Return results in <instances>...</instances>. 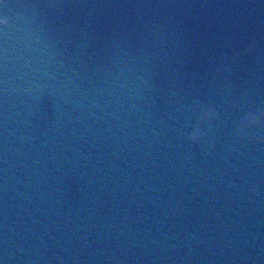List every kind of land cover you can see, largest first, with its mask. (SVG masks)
<instances>
[{"label":"water","instance_id":"obj_1","mask_svg":"<svg viewBox=\"0 0 264 264\" xmlns=\"http://www.w3.org/2000/svg\"><path fill=\"white\" fill-rule=\"evenodd\" d=\"M5 4L0 264H264V0Z\"/></svg>","mask_w":264,"mask_h":264},{"label":"clouds","instance_id":"obj_2","mask_svg":"<svg viewBox=\"0 0 264 264\" xmlns=\"http://www.w3.org/2000/svg\"><path fill=\"white\" fill-rule=\"evenodd\" d=\"M213 115V112L211 109H202L199 115V119L201 121L206 120V119H210L211 116ZM256 122V117L252 114V113H248L242 120H241V124H240V131L244 130V127L246 126V124L248 123H255ZM202 130L199 126H195L193 128V130L191 131V133L189 134V140L190 141H199L202 139Z\"/></svg>","mask_w":264,"mask_h":264},{"label":"snow or ice","instance_id":"obj_3","mask_svg":"<svg viewBox=\"0 0 264 264\" xmlns=\"http://www.w3.org/2000/svg\"><path fill=\"white\" fill-rule=\"evenodd\" d=\"M0 6H5L6 7V4H5V0H0ZM4 17H0V19H3Z\"/></svg>","mask_w":264,"mask_h":264}]
</instances>
